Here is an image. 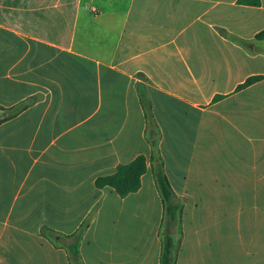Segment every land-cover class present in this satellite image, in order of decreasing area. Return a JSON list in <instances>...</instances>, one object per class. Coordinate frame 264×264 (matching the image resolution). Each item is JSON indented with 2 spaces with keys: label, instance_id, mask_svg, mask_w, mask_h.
Returning <instances> with one entry per match:
<instances>
[{
  "label": "crops",
  "instance_id": "0c3cea01",
  "mask_svg": "<svg viewBox=\"0 0 264 264\" xmlns=\"http://www.w3.org/2000/svg\"><path fill=\"white\" fill-rule=\"evenodd\" d=\"M22 4L0 0V264H71L49 231L81 232L84 264H160L140 84L184 202L176 264H264V0H34L27 40ZM141 154L138 192L96 187Z\"/></svg>",
  "mask_w": 264,
  "mask_h": 264
},
{
  "label": "trees",
  "instance_id": "16d2710c",
  "mask_svg": "<svg viewBox=\"0 0 264 264\" xmlns=\"http://www.w3.org/2000/svg\"><path fill=\"white\" fill-rule=\"evenodd\" d=\"M243 4H259V0H240ZM257 39H264V31L257 36ZM262 77L249 78L246 83L240 86V89L248 87L253 83L259 81ZM140 102L142 104L147 131L146 140L152 148L150 162L152 166V173L155 180L156 187L160 193L163 207H164V223L169 218L170 225H174L176 222L177 229L179 231V239L175 243L174 237L170 230L162 236V253L160 264H176L178 254L181 247L182 240V215L184 210V202L175 194L168 176L165 173L164 163L162 158L157 152L158 144L160 141V133L158 126L153 116L152 103L146 90L140 84L139 86ZM27 105L24 107L20 106L16 109V113H20L27 109ZM16 114H12L7 117V120L13 119ZM148 171V159L145 155L137 156L131 163L126 165H119L117 171L113 175L102 176L97 178L95 184L98 189L106 187L112 188L121 198H126L130 194L136 193L142 187V178ZM163 228V227H162ZM49 236L55 241L61 243L62 246L68 251L71 264H84L80 255V244L83 239L81 232L71 236H57L55 232L49 231Z\"/></svg>",
  "mask_w": 264,
  "mask_h": 264
},
{
  "label": "rangeland",
  "instance_id": "374dc122",
  "mask_svg": "<svg viewBox=\"0 0 264 264\" xmlns=\"http://www.w3.org/2000/svg\"><path fill=\"white\" fill-rule=\"evenodd\" d=\"M17 2H23L22 5H16L12 6V8L15 9L16 16L21 18L22 23V29L24 32V38L27 40V37L31 36V34H34V0H16ZM32 2V4H30ZM46 9V7L44 8ZM10 12V11H9ZM14 15V13H12ZM28 46V45H27ZM10 113H7V115ZM7 115H3L0 117V122L3 121ZM169 218L167 217V222L164 223V226L162 228V236L166 234L168 230L171 231L175 243H177L179 239V231L176 226V222H174V225H170Z\"/></svg>",
  "mask_w": 264,
  "mask_h": 264
}]
</instances>
